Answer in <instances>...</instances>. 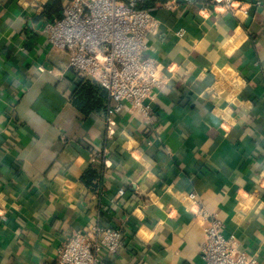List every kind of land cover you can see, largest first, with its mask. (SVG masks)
<instances>
[{
  "label": "crops",
  "instance_id": "0c3cea01",
  "mask_svg": "<svg viewBox=\"0 0 264 264\" xmlns=\"http://www.w3.org/2000/svg\"><path fill=\"white\" fill-rule=\"evenodd\" d=\"M71 1L0 0V264H58L97 218L123 235L100 264H203L192 193L264 264V0L152 9L144 56L163 85L149 120L71 105L68 57L44 32ZM91 163L103 168L96 192L80 182Z\"/></svg>",
  "mask_w": 264,
  "mask_h": 264
},
{
  "label": "built area",
  "instance_id": "2783aa9c",
  "mask_svg": "<svg viewBox=\"0 0 264 264\" xmlns=\"http://www.w3.org/2000/svg\"><path fill=\"white\" fill-rule=\"evenodd\" d=\"M185 3L195 4L191 0ZM253 4L259 6L260 1ZM246 5L240 0H214L211 9L219 6L236 12ZM152 11L138 8L137 0H127L126 5L118 0H72L59 19L44 27L49 49L65 53L68 67L78 78L93 81L106 91L109 117L134 111L149 120L153 113L152 103L147 102L154 100L163 79L158 76L157 62L144 56L145 39L158 25ZM98 158L93 155L94 162ZM118 194L123 195V190ZM188 199L205 223L200 246L203 264H256L241 250L234 235L225 234L216 214L204 209L195 194H189ZM0 222L6 223L7 218L0 216ZM122 240L119 229L104 226L97 218L88 229L72 233L57 251L58 264H100L104 254H116Z\"/></svg>",
  "mask_w": 264,
  "mask_h": 264
},
{
  "label": "trees",
  "instance_id": "16d2710c",
  "mask_svg": "<svg viewBox=\"0 0 264 264\" xmlns=\"http://www.w3.org/2000/svg\"><path fill=\"white\" fill-rule=\"evenodd\" d=\"M126 0H118L123 4ZM138 8L157 9L164 6L162 0H142ZM75 77V90L70 98L71 105L83 116L101 114L106 112L108 96L104 89L97 83L77 77V73L71 70ZM103 168L100 165L91 163L80 177V182L90 191H99Z\"/></svg>",
  "mask_w": 264,
  "mask_h": 264
}]
</instances>
